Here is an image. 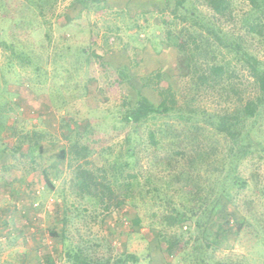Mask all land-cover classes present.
Masks as SVG:
<instances>
[{
	"label": "rangeland",
	"instance_id": "rangeland-1",
	"mask_svg": "<svg viewBox=\"0 0 264 264\" xmlns=\"http://www.w3.org/2000/svg\"><path fill=\"white\" fill-rule=\"evenodd\" d=\"M232 2L234 14L249 8L244 0ZM197 8L211 13L204 5ZM172 11L171 0H106L96 9H84L76 0H0V264H72L64 253L68 242L60 236L63 194L70 211L67 239L92 260L134 253L138 261L133 264H182L165 253L159 227L151 225L156 209L140 189L144 172L151 169L144 155L139 166L124 172L118 198L134 199L143 219L139 227L132 226L133 208L126 203L105 215L74 202L70 193L78 173L95 174L105 156L120 149L128 131L116 124L123 103L133 104L138 95L153 103L172 96L175 50L155 53L142 41L170 30ZM146 12L152 14L135 16ZM255 50L264 62V49ZM122 67L130 76L123 83L115 72ZM241 80L252 95L251 79L242 72ZM257 123L260 131L250 139L264 147V114ZM72 144L66 160L50 158ZM259 155L253 151L237 165L245 186L231 194L237 219L245 220L239 232L228 236V245L214 251L217 260L229 255L264 264V245L257 241L264 239V197L252 196L255 185L264 191Z\"/></svg>",
	"mask_w": 264,
	"mask_h": 264
},
{
	"label": "trees",
	"instance_id": "trees-1",
	"mask_svg": "<svg viewBox=\"0 0 264 264\" xmlns=\"http://www.w3.org/2000/svg\"><path fill=\"white\" fill-rule=\"evenodd\" d=\"M76 1L84 9H96L106 2ZM171 1L170 30L162 29L159 35L142 41L155 53L165 48L175 50L177 75L171 87L172 96L153 103L138 95L133 104L123 103L116 124L128 131L120 149L115 155L108 153L95 174L78 173L70 185L71 197L79 205L105 215L113 206L126 203L133 208L132 226L139 227L143 219L135 209L134 199L118 201V198L122 196L124 172L139 166L144 155L151 169L144 172L140 189L156 209L150 213L155 219L151 225L159 227L157 235L165 253L176 256L182 264H247L229 255L217 260L213 254L220 246H227L228 236L239 232L244 224V217L237 219L238 209L231 194L233 188L245 186L237 165L257 150L259 159H264V147L250 139L251 133H258L257 119L264 114V62L255 50L256 46L264 49V0H244L249 8L240 14L233 13L232 0ZM198 4L211 13H203ZM81 51L86 54L83 48ZM226 56L229 58L225 59ZM115 72L119 82L129 80L127 67ZM242 72L251 79L252 95L241 80ZM208 139L214 142L207 143ZM74 147V144L63 147L50 158L66 160ZM35 149L41 152L40 146ZM42 176L51 184L46 169H42ZM254 191V199L259 194L264 197V191L258 190L257 185ZM126 195L123 196L127 198ZM66 196L61 195L60 236L68 242L64 249L67 261L72 264L138 261L134 253L95 261L82 247L72 245L65 232L70 213ZM235 225L239 229L234 230ZM172 226L177 230L168 232ZM51 234L58 235L54 230ZM263 240L257 241L264 245Z\"/></svg>",
	"mask_w": 264,
	"mask_h": 264
},
{
	"label": "built area",
	"instance_id": "built-area-1",
	"mask_svg": "<svg viewBox=\"0 0 264 264\" xmlns=\"http://www.w3.org/2000/svg\"><path fill=\"white\" fill-rule=\"evenodd\" d=\"M54 264H61V262L59 260H55Z\"/></svg>",
	"mask_w": 264,
	"mask_h": 264
},
{
	"label": "crops",
	"instance_id": "crops-1",
	"mask_svg": "<svg viewBox=\"0 0 264 264\" xmlns=\"http://www.w3.org/2000/svg\"><path fill=\"white\" fill-rule=\"evenodd\" d=\"M34 247H35V246H34ZM34 247H33V248H34ZM27 258H29V255H28V253H27ZM28 262H29V261H28Z\"/></svg>",
	"mask_w": 264,
	"mask_h": 264
}]
</instances>
